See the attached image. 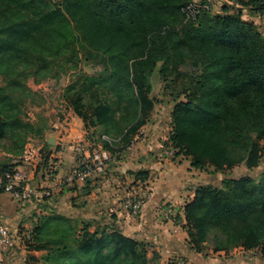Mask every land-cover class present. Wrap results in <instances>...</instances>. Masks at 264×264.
Returning <instances> with one entry per match:
<instances>
[{
  "label": "trees",
  "instance_id": "1",
  "mask_svg": "<svg viewBox=\"0 0 264 264\" xmlns=\"http://www.w3.org/2000/svg\"><path fill=\"white\" fill-rule=\"evenodd\" d=\"M106 1L61 2L90 47L110 52L104 57L105 69L89 81L95 91L99 88L95 82L103 88L98 92L101 97L94 101L90 121L95 128L117 125V137L99 133L97 140L111 153L117 143H124L120 150L125 148L152 108L147 93L148 76L157 63H161L159 73H168L177 69L173 65L175 56L180 58L179 65L190 58L196 61L200 73L189 87L188 101L175 105L171 114V143L190 157V164L196 169L201 170L206 164L214 170L243 164L247 172L225 178L220 187H196L193 199L183 207L188 244L195 250L209 245L214 252L237 247L255 249L264 259V171L257 180L250 174L260 163V143H264L263 35L252 21L241 19L239 13H226L224 7L217 14L204 9L195 21L183 19L175 25L171 19L176 21L179 9L192 0H112L107 6ZM245 4L257 13L264 11V0H247ZM4 10L0 8V73L5 77V84L0 86V142L8 140L20 149L32 127L21 120L22 100L16 96L20 93L21 76L32 69L11 71L4 61H22L20 43L35 37L36 25L31 24V18L5 14ZM40 16L48 18L42 13ZM80 39L74 37L76 43ZM6 43L17 44L10 55H4ZM145 49L150 62L139 72L136 83L134 75L130 76L131 56L138 58ZM122 80L135 91L131 101L120 95ZM125 102H132L136 111L132 112ZM121 110L126 113L120 115ZM74 113L87 125L86 115L75 108ZM44 146L47 147L45 142ZM59 219L69 220L78 229L73 230L69 244L58 237L47 241L51 244L47 249L44 242L36 241V236L48 223ZM77 223L76 219L57 213L40 216L31 230L33 243H28L27 249L42 252L45 248L46 264H61L60 254L68 251L88 254L83 262L73 264H113L122 257L128 259V264H146L145 243L113 228L98 226L91 230L90 223Z\"/></svg>",
  "mask_w": 264,
  "mask_h": 264
},
{
  "label": "rangeland",
  "instance_id": "2",
  "mask_svg": "<svg viewBox=\"0 0 264 264\" xmlns=\"http://www.w3.org/2000/svg\"><path fill=\"white\" fill-rule=\"evenodd\" d=\"M46 1L47 2L43 3L39 0H16V3H14V0H4L3 4L0 3V8L5 9V14H22L23 16L31 18L32 25H36L34 28L35 37H28L25 42L20 43L22 47L21 53L23 55L20 59L22 61L15 59L4 61L11 71H21L23 68L24 70L32 69V72H27L26 75L21 76L22 82L18 88L20 93L16 96V98L22 100L20 118L23 122L29 124L32 127V130L27 132L25 142L20 149L15 148V145L8 140L0 142V165L6 166L13 163V161H17L16 163L19 164V169L25 173H29L33 170L32 165L18 162L19 156L22 155L27 146H40L43 148L44 153L41 165H44L47 161V158H45L46 153H51L52 150H49L48 147L44 146L41 133L44 132V130H50L56 121H64L68 119L69 123V113H73L74 108L87 116L86 126L89 129V137L93 136L95 133L99 134L108 132L107 134H110L111 138L114 139V137H117L115 130L118 129V126L115 124L110 125L107 129L99 127L93 129L92 122L90 121V119L93 118L94 101L101 97L98 92L103 88L98 82H95V86L99 87L98 90L95 91L94 86L90 87L89 81H92L98 76V73L105 69L106 60L104 57L110 52L90 47L87 40L82 38L81 31L76 28L70 11L68 12L63 8V5L61 4L62 0ZM112 2V0H107L104 4L107 6ZM245 3H247V0H219L215 4L211 14L222 13L223 7L226 8V10H224L226 13H239L241 19L252 21L264 37V11L257 13L255 10L251 9V5H246ZM181 8L179 9L178 14H176V21L175 18L171 19L175 22V25L180 24L183 20ZM100 9L103 10L104 8L100 7ZM35 10L40 13H35ZM41 13L42 15H47L48 18L44 19L43 16H40ZM74 37L81 38L78 43L83 44L84 48L75 42ZM13 49H17V44L6 43L4 46V52L7 53L4 55L12 54ZM136 56L138 55H135V59L131 56L129 70L130 76L134 75L137 83V75L140 71L144 70L146 64L150 62L148 49H145L140 57L136 58ZM179 64L180 58L175 56L173 65L177 69L174 70L172 68L168 73H159L161 63H157L153 72L148 76V84L150 87L147 90V93L152 102V108L147 116L144 117V124L138 129L137 140L143 147L150 149V156L152 157H156V153L159 149L169 147L173 150L171 155L172 158L181 156L182 159L186 158L190 160V157H186L183 152L177 150L171 143L169 138L173 131L171 114L175 105L180 102L188 101L187 95L191 92L189 87L191 84L194 85L197 80V75L200 73V65L191 58L187 59L183 65ZM109 67L112 68L111 66ZM85 77H87V79H85ZM4 84L5 77L0 73V86H3ZM119 92L123 99H129L131 101L135 91L125 80H122L119 82ZM76 104H78V106L74 107ZM127 105L132 112L134 110L136 111L132 102L129 104L128 102H125V106ZM124 113L126 112L121 110L120 115ZM136 114L138 118H141L139 113ZM120 115L116 116L118 117L117 119H120ZM144 130L145 132L148 131V134L151 135V139L150 137L148 138L144 136L145 133L142 132ZM156 133L157 135H155ZM90 140V148L103 147L101 142L97 143L98 140L91 138ZM260 144L263 147L260 163L256 169L250 171L251 176L255 180H257L259 174L264 171V143L261 142ZM77 145H80L81 147L83 146L82 143ZM118 145L119 143L115 146ZM90 148L85 146L83 149L75 150V154H77L80 159L79 164L84 162V152ZM92 148L90 150H92ZM8 149L13 152L16 150V152H14V154L9 153L11 155L8 156L6 155V152H9ZM129 152L128 149L120 151V148H115V151L111 153L112 160L109 163L120 155ZM55 161L57 162L58 158L55 159ZM59 165L62 166V164ZM63 170V175H65L64 178H66L67 175H69V166H66ZM39 171L40 168H38L36 172ZM201 171L211 177L209 183H206L203 180V184H209L215 187H220L225 178L238 177L245 173L240 167L214 170V167L209 164H206L204 168H201ZM36 174L37 173H34L33 175ZM31 180L32 179H30L29 182L32 184ZM41 189L50 188H37V190ZM51 192V196L46 198L50 201L55 195L52 190ZM37 199L39 198L31 197L24 202H16L10 199V207L13 208L15 205H20L21 208L26 207L27 210L30 211L33 203H35ZM42 199L43 198L40 200ZM30 214L31 212L29 215ZM30 217L29 219H31ZM77 224L80 226L82 225V223L79 222ZM74 229H78V226H73V224L69 223V220L67 219H59L58 222L51 221L47 224L43 232L36 236V241L44 242L43 245H45L47 249L51 247V244L47 241L57 239L58 237H63L66 243L69 244V241H73L72 232ZM207 247L208 246L206 245L204 249ZM44 250L42 253L39 252L41 253L40 255L26 256V259L21 260L20 264H46L47 262L44 260L47 252L45 253ZM25 251L31 250L25 249ZM149 252L150 250L148 249L147 253ZM87 256L88 254H73L68 251L66 253H61L59 260L61 261V264H73L75 261L83 262ZM146 257V264H175L176 262V257L168 259V263L162 261L161 257L155 256L152 251L151 254L149 253V256L146 255ZM189 263L193 264L191 262ZM113 264H128V259L122 257L116 260Z\"/></svg>",
  "mask_w": 264,
  "mask_h": 264
},
{
  "label": "crops",
  "instance_id": "3",
  "mask_svg": "<svg viewBox=\"0 0 264 264\" xmlns=\"http://www.w3.org/2000/svg\"><path fill=\"white\" fill-rule=\"evenodd\" d=\"M52 127L48 131L44 130L43 134L41 133V138L48 149L55 153V155L52 151L46 153L45 158L47 160L50 157H53L54 160L58 158V161H55L58 164L57 172L55 175L47 177L40 169L36 175H31L30 178L33 187L50 188L55 194L54 198L51 201L46 198L37 199L33 203L32 209L28 211L26 207L21 208L20 205L11 208L8 195H2L0 217L10 225L33 230L40 216L57 213L76 219L79 223H90L91 230L98 226L118 230L129 238L145 243L150 254L152 251L155 256L161 257V260L167 263L170 258L184 256L193 264H264V259L255 249L245 250L237 247L227 251L214 252L209 245L200 250L190 247L187 241L183 207L193 199L196 187L202 185L203 180L209 183L211 177L192 167L189 159H182L181 156L177 158L161 157L163 149L158 150L156 157L150 156V149L143 147L137 140L139 132L137 131L124 148L130 152L120 155L109 163L104 174L92 172L83 181L74 179L70 184H67L63 169L69 166L70 175L72 170L79 165L80 159L75 154V150L83 149L85 146L90 148V138L97 140L98 135L95 133L89 137L88 127L74 111L69 113V123L68 119L56 121ZM142 132L145 133V137L151 136L148 131ZM79 143H82L83 146L77 145ZM103 145L104 143H102ZM123 146L124 143L120 142L115 148ZM90 149L84 152V161L87 160ZM6 153L8 156L14 154L12 150ZM239 167L244 172L247 171L243 164L235 168ZM139 172L140 174L137 175ZM111 176H117L120 182L107 183L104 180L105 177ZM141 180L151 185L152 195L143 206L139 216L129 217L122 209V200L127 188ZM164 204H172L177 209V215L169 221H163L159 212L160 207ZM41 253L25 251L23 247H16L11 252H0V264H20V261L25 260L26 256H36Z\"/></svg>",
  "mask_w": 264,
  "mask_h": 264
},
{
  "label": "built area",
  "instance_id": "4",
  "mask_svg": "<svg viewBox=\"0 0 264 264\" xmlns=\"http://www.w3.org/2000/svg\"><path fill=\"white\" fill-rule=\"evenodd\" d=\"M219 0H192L181 8L184 22L195 21L202 10L213 11L215 4ZM172 148H164L161 157L172 158ZM43 148L40 146H27L18 162L32 165V171L25 173L19 169L17 161L6 166H0V201L2 195H8L11 200L24 202L31 197L47 198L50 197L51 189H41L33 187L29 180L30 176L36 173L38 168L42 169L47 177L53 176L57 171V163L53 157L49 158L44 165H41L43 159ZM112 160L111 152L96 147L91 150L87 160L74 168L69 176L66 177V183L70 184L74 179L85 180L92 172L104 174L106 166ZM16 164V165H15ZM107 183L120 182L117 176L105 177ZM152 187L145 182H138L127 188L122 200V209L129 217L140 215L143 206L151 198ZM163 221H169L177 215V209L172 204H164L159 209ZM32 242L31 230H25L18 226H12L0 217V252L6 253L13 251L16 247L27 249V244ZM175 264H190L183 256L175 258Z\"/></svg>",
  "mask_w": 264,
  "mask_h": 264
}]
</instances>
